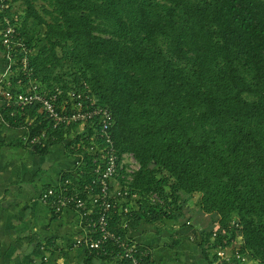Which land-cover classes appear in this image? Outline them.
Here are the masks:
<instances>
[{"label": "trees", "instance_id": "1", "mask_svg": "<svg viewBox=\"0 0 264 264\" xmlns=\"http://www.w3.org/2000/svg\"><path fill=\"white\" fill-rule=\"evenodd\" d=\"M12 1L22 3L18 36L33 50L40 90H89L112 113L117 151L140 164L129 184L119 178L137 195L129 223L177 219L183 195L198 194L199 208L217 216L213 239V230L199 232L210 264L212 249L237 235L242 253L264 264V0ZM13 67L12 84L27 83ZM0 113L30 136L45 131L43 145L25 143L39 153L55 142L75 147L83 165L61 181L85 197L95 178L90 144L105 143L90 139L93 128H51L39 104ZM118 219L111 226L124 232Z\"/></svg>", "mask_w": 264, "mask_h": 264}, {"label": "crops", "instance_id": "2", "mask_svg": "<svg viewBox=\"0 0 264 264\" xmlns=\"http://www.w3.org/2000/svg\"><path fill=\"white\" fill-rule=\"evenodd\" d=\"M14 72L0 42V86ZM26 134L24 126L10 125L0 113V264H117L88 258L86 250L73 245L83 231L77 211L56 213L41 200L46 187L60 184L63 172L83 165L72 152L75 147L55 142L39 153L25 144ZM200 211L188 220H136L127 232L150 250L149 264H210L211 253H204L199 232L205 229L202 220L212 214Z\"/></svg>", "mask_w": 264, "mask_h": 264}, {"label": "built area", "instance_id": "3", "mask_svg": "<svg viewBox=\"0 0 264 264\" xmlns=\"http://www.w3.org/2000/svg\"><path fill=\"white\" fill-rule=\"evenodd\" d=\"M23 17V11L15 8L12 0H0V42L11 64H18L20 73L27 78V83L18 78L16 85L12 84L11 76L4 79L0 86V109H8L13 115L17 110L24 111L27 106L39 104L51 121V128L77 124L81 131L89 126L96 132L91 140L98 135L105 141L98 147L93 142L90 144V152L96 154L92 157L95 178L84 186L85 197L75 190L69 192L70 181L65 179L60 181L57 189L49 187L43 190L41 200L50 204L56 213L66 208L78 212L83 231L73 240L75 247L93 252L101 258L105 256L117 264H149L151 252L129 236L127 230L132 214L128 205L122 206L127 200L135 201L137 195L129 193L128 187L119 183L120 178L124 184H129L140 164L133 153L117 151L109 130L114 122L112 113L106 107L97 106L89 90H40L31 78L30 57L33 50L18 36ZM31 122L28 120L26 125ZM45 137V131H42L38 135H24L23 141L32 146H41ZM95 187L97 190H94ZM150 200L161 201L156 193L150 194ZM114 214H119L117 224L124 232L113 230L111 218ZM215 236L216 232H213L211 238ZM237 239L238 246L233 244ZM240 243L239 235L230 244L212 249L215 256L213 264H246L250 258L246 252L242 253Z\"/></svg>", "mask_w": 264, "mask_h": 264}, {"label": "rangeland", "instance_id": "4", "mask_svg": "<svg viewBox=\"0 0 264 264\" xmlns=\"http://www.w3.org/2000/svg\"><path fill=\"white\" fill-rule=\"evenodd\" d=\"M13 3H14L13 5L17 7V9L22 10V3L21 2H16V5H15V2H13ZM42 31H43V27H40L39 30H38L39 35H41ZM184 197L186 198L185 201H184V205L185 206L183 205V208H182L183 214H181L180 219H183L182 217H184V219H185V217H186L187 220H188L191 216L196 214L198 209H200L198 204H197V201L199 199V195L198 194H193V196H187V195L184 194L183 198ZM124 204L125 205L127 204L128 206H130V205L133 206V204H135V202L129 200V202H127V203L124 202ZM191 205H193V207H189ZM200 212L203 213L202 210ZM216 219H217V216L215 217V214H212L211 217L205 218L204 220H202V223L205 226L204 230L211 229L214 232H217L218 228L216 227V224H215L216 223ZM237 236H239V235H237ZM238 241H239L238 239L235 240V242H233V244L238 246L239 245ZM211 256H213V255H211ZM212 259H213V257H212ZM246 264H260V263L256 262V261H252L251 259H248V262H246Z\"/></svg>", "mask_w": 264, "mask_h": 264}]
</instances>
